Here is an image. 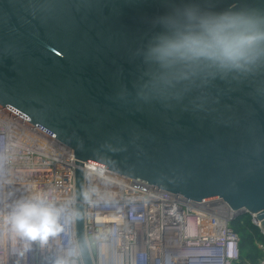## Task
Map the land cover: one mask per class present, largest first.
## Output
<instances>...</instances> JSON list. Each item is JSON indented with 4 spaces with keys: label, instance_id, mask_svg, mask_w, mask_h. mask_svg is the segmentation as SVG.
<instances>
[{
    "label": "water",
    "instance_id": "1",
    "mask_svg": "<svg viewBox=\"0 0 264 264\" xmlns=\"http://www.w3.org/2000/svg\"><path fill=\"white\" fill-rule=\"evenodd\" d=\"M188 12L264 27V0H0V106L73 152L82 264L84 163L201 209L259 213L264 229V56L244 71H164L149 48Z\"/></svg>",
    "mask_w": 264,
    "mask_h": 264
},
{
    "label": "built area",
    "instance_id": "2",
    "mask_svg": "<svg viewBox=\"0 0 264 264\" xmlns=\"http://www.w3.org/2000/svg\"><path fill=\"white\" fill-rule=\"evenodd\" d=\"M77 160L71 150L0 106V264H82L75 219L46 241L22 239L9 217L22 201L43 195L75 213ZM84 233L92 264H252L245 261L237 230L258 229L259 213L216 211L136 179L84 163ZM264 264V243L255 241ZM14 259V260H13ZM15 259L17 261H15Z\"/></svg>",
    "mask_w": 264,
    "mask_h": 264
},
{
    "label": "clouds",
    "instance_id": "3",
    "mask_svg": "<svg viewBox=\"0 0 264 264\" xmlns=\"http://www.w3.org/2000/svg\"><path fill=\"white\" fill-rule=\"evenodd\" d=\"M164 28L150 46L149 56L164 71L185 79L197 69L244 71L264 56V27L252 15L202 17L188 12L183 19L170 18ZM65 212L63 206L38 194L20 202L8 219L22 239L46 241L62 231L64 222L79 218L76 213L66 217Z\"/></svg>",
    "mask_w": 264,
    "mask_h": 264
},
{
    "label": "trees",
    "instance_id": "4",
    "mask_svg": "<svg viewBox=\"0 0 264 264\" xmlns=\"http://www.w3.org/2000/svg\"><path fill=\"white\" fill-rule=\"evenodd\" d=\"M242 238L241 249L243 252L242 258L248 260L251 263H255L257 258H259V251L254 246L255 241L264 243V235L260 234L258 229L246 224V228L242 230H237ZM249 258V259H247Z\"/></svg>",
    "mask_w": 264,
    "mask_h": 264
},
{
    "label": "rangeland",
    "instance_id": "5",
    "mask_svg": "<svg viewBox=\"0 0 264 264\" xmlns=\"http://www.w3.org/2000/svg\"><path fill=\"white\" fill-rule=\"evenodd\" d=\"M254 246L256 247V245L254 244ZM257 248V247H256ZM259 251V250H258ZM259 256H260V251H259ZM247 259H249V258H247ZM257 260H258V258H257ZM245 261H247V262H249L248 260H246L245 259ZM249 263H251V262H249ZM256 263V262H255ZM255 263H252V264H255Z\"/></svg>",
    "mask_w": 264,
    "mask_h": 264
},
{
    "label": "bare ground",
    "instance_id": "6",
    "mask_svg": "<svg viewBox=\"0 0 264 264\" xmlns=\"http://www.w3.org/2000/svg\"><path fill=\"white\" fill-rule=\"evenodd\" d=\"M14 260V259H13ZM15 261H17L16 259H15Z\"/></svg>",
    "mask_w": 264,
    "mask_h": 264
}]
</instances>
